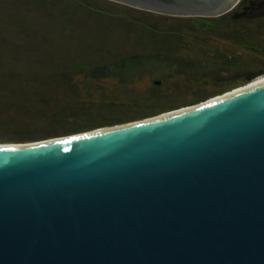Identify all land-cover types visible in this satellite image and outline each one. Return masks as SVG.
Returning a JSON list of instances; mask_svg holds the SVG:
<instances>
[{"label": "water", "instance_id": "water-1", "mask_svg": "<svg viewBox=\"0 0 264 264\" xmlns=\"http://www.w3.org/2000/svg\"><path fill=\"white\" fill-rule=\"evenodd\" d=\"M238 1L156 11L214 16ZM253 81L153 117L0 144V264H264V80Z\"/></svg>", "mask_w": 264, "mask_h": 264}, {"label": "rangeland", "instance_id": "rangeland-1", "mask_svg": "<svg viewBox=\"0 0 264 264\" xmlns=\"http://www.w3.org/2000/svg\"><path fill=\"white\" fill-rule=\"evenodd\" d=\"M84 1L98 11L85 10L76 0H0V144L157 116L210 99L220 80L264 69L257 64L264 58V19L232 22L220 15L125 8L135 14L128 16L112 13L124 7L111 0ZM223 22L251 41L222 35L214 24ZM154 51L211 62L207 70L215 76L202 71L196 79L171 77L168 63L126 84L85 76L93 65Z\"/></svg>", "mask_w": 264, "mask_h": 264}, {"label": "trees", "instance_id": "trees-1", "mask_svg": "<svg viewBox=\"0 0 264 264\" xmlns=\"http://www.w3.org/2000/svg\"><path fill=\"white\" fill-rule=\"evenodd\" d=\"M78 5L85 9V10H96L98 11V8L94 5L85 3L84 0H76ZM112 2L121 4L124 8L121 6L111 9L112 13L119 14V15H128L129 11L125 8H130L133 11H147L138 9L132 5L124 4L123 2H120L118 0H111ZM84 3V4H83ZM87 6H86V5ZM121 7V8H120ZM95 12V11H94ZM155 12V11H153ZM159 13V12H158ZM161 14V13H160ZM135 14H129L128 16H134ZM220 19L223 21H234V22H245V21H254V20H260L264 19V0H239V2L235 5L233 9H231L229 12L222 14L219 16ZM212 21H214L211 18ZM69 22L70 20H66ZM214 27L222 33V35H226L229 33L231 36H237V37H243L245 38V42L251 41L250 38L246 37L245 34H239L238 32H235L234 30H231L230 28H227L224 22L220 24H214ZM238 34V35H237ZM252 45V42H251ZM253 46V45H252ZM253 49L254 46H253ZM166 63L170 64L167 69H169V75L177 76V75H184L190 79H196L195 77L204 71L205 73H208V77L213 78L215 76L213 73L214 71L208 72L207 68L212 65L211 62H203V60H193V59H186L184 57H180L178 55H166L162 56L160 51H154L150 54H132L125 57H121L114 61H109L107 63L93 65L89 68L87 73H85V76H89L90 78L94 80L106 79V78H113L118 80V82L122 84H126L128 82H133L137 78L143 76V75H149L156 73L155 71H159L161 64L166 65ZM257 64H260L264 66V58L263 60L258 59ZM203 65V68L199 70V67ZM261 69V68H260ZM251 70L247 75H244L248 71H244L237 75V77L232 78L233 80L230 81L227 80H220L219 85L217 87V90L212 91V95L210 97H214L219 94H223L224 92L229 90V87H239L242 85H245L253 80L255 78L264 75V69L263 70ZM240 83V84H238ZM238 84V85H237ZM235 85V86H234ZM219 89V90H218ZM210 94V93H209Z\"/></svg>", "mask_w": 264, "mask_h": 264}, {"label": "flooded vegetation", "instance_id": "flooded-vegetation-1", "mask_svg": "<svg viewBox=\"0 0 264 264\" xmlns=\"http://www.w3.org/2000/svg\"><path fill=\"white\" fill-rule=\"evenodd\" d=\"M145 1L143 7L134 6L138 9L155 11L162 14H167L164 12H160L161 10H171L172 12L175 10L183 9L194 10V11H203L206 7H217L221 6L222 0H163L162 2H157L156 0H141ZM239 2V1H238ZM124 4L130 5L126 2ZM160 10V11H156Z\"/></svg>", "mask_w": 264, "mask_h": 264}, {"label": "bare ground", "instance_id": "bare-ground-1", "mask_svg": "<svg viewBox=\"0 0 264 264\" xmlns=\"http://www.w3.org/2000/svg\"><path fill=\"white\" fill-rule=\"evenodd\" d=\"M262 80H264V76L259 77L258 79H255V80L253 81V84H255V83H257V82H260V81H262Z\"/></svg>", "mask_w": 264, "mask_h": 264}]
</instances>
